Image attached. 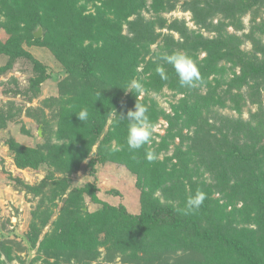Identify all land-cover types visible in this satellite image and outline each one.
Here are the masks:
<instances>
[{"label":"trees","instance_id":"obj_1","mask_svg":"<svg viewBox=\"0 0 264 264\" xmlns=\"http://www.w3.org/2000/svg\"><path fill=\"white\" fill-rule=\"evenodd\" d=\"M173 12H189L197 30L183 17H165ZM263 13L264 0H0V29L8 35L0 38V56L8 57L0 75L18 60L32 64L25 87L2 93L31 103L43 83L58 81L56 97L24 107L43 142L5 143L16 169L45 170L34 185L8 177L12 189L37 201L25 243H39L38 255L29 264H264ZM246 43L250 50L242 49ZM23 45L47 49L62 79ZM174 52L198 67L197 87L179 86L164 60ZM132 80L142 91L127 92ZM165 88L182 96L169 114L148 96ZM136 103L148 108L153 125L162 117L168 127L158 143L152 137L133 151L122 119ZM247 105L256 110L245 120ZM84 108L89 116L81 122L76 115ZM226 108L238 117L219 110ZM4 121L0 114V130ZM107 162L135 177L138 212L98 198L95 179ZM80 171L87 182L72 179ZM198 190L206 194L203 205L184 214ZM86 199L99 207L89 210ZM24 250L1 239L0 264Z\"/></svg>","mask_w":264,"mask_h":264},{"label":"rangeland","instance_id":"obj_2","mask_svg":"<svg viewBox=\"0 0 264 264\" xmlns=\"http://www.w3.org/2000/svg\"><path fill=\"white\" fill-rule=\"evenodd\" d=\"M91 10V6L89 7ZM148 18L150 13L145 12ZM167 15V14H166ZM165 17H178L185 18L187 26L191 30H197L191 20L189 12H173ZM264 17V13L262 14ZM250 17L246 16L243 18V24L249 26ZM259 21V19H257ZM216 22V21H214ZM229 32H232L231 28H228ZM249 27L244 29L247 33ZM204 36H212L204 30L199 31ZM240 34V33H238ZM263 41L264 37L259 36ZM0 38L7 39L8 35L0 29ZM25 51L30 53L40 63L47 66L51 75H57L59 80L64 76L63 67L57 62L53 55L44 48L28 47L27 45L22 46ZM245 51L250 50L248 43L242 46ZM204 53L199 55V59L204 57ZM8 57L5 55L0 56V68L6 66ZM237 73V70L235 71ZM32 76V64L24 59L18 60L14 63L8 71L0 75V114L4 115V127L0 130V240L6 239L9 242L17 243L24 247V251L13 254L15 259L10 264H29L38 255L37 249L38 244L35 248L27 247L25 241V234L28 230L30 221V214L34 210L36 200L31 199L23 192L15 191L9 185L8 177L20 179L28 184H37L45 174V170H18L15 168L12 161V154L5 147V143L10 138H13L18 143L24 146H33L36 143H42V130L37 124L30 118H27L24 111L27 107H39L42 102L50 97L57 96V88L55 80L49 79L42 84L40 90L36 94V98L31 102H26L20 96L14 97L11 94H3L2 91L6 89L15 90L16 85L19 89H22L27 85V80ZM230 77V75H229ZM12 79L16 81L15 84ZM145 93H140L139 99L143 98ZM153 99L158 106L163 110L165 114L171 113V105L175 104L182 96L180 94H174L168 89H163L160 93H149L148 95ZM9 102L11 104H9ZM25 107V109H24ZM20 108L23 110L20 113ZM225 116L238 117V115L231 109H219ZM255 106L250 107L247 105L243 108L242 118L247 119L249 112H254ZM9 115H12L14 120L9 119ZM168 127L165 119L159 118L158 122L154 125L152 130V137L155 143H158L161 137L164 136L165 131ZM41 130L40 135L39 131ZM53 141H56L53 139ZM171 152L167 154L170 155ZM164 157V154L160 155V158ZM82 178V179H81ZM79 182H87L88 179L84 177L83 172H78L72 177ZM95 183L100 187L101 191L98 194V198L111 206L113 205H124L130 213H136L139 209V190L135 186V177L125 168L118 167L114 163L107 162L103 166L98 168L97 177ZM60 205V203L58 202ZM86 207L93 211L99 207V205L92 203L86 199ZM54 213L57 208L52 207ZM46 232V230L44 231ZM16 251V250H15ZM41 260V259H40ZM104 264L102 261L97 262ZM37 264H40L39 261ZM96 264V263H95Z\"/></svg>","mask_w":264,"mask_h":264},{"label":"clouds","instance_id":"obj_3","mask_svg":"<svg viewBox=\"0 0 264 264\" xmlns=\"http://www.w3.org/2000/svg\"><path fill=\"white\" fill-rule=\"evenodd\" d=\"M167 64L171 65L179 86L195 88L201 80V75L198 67L194 61L187 55L181 52H174L171 55L164 57ZM157 74L162 80L167 81L168 75L162 66H158L156 69ZM128 88L135 90L136 92L142 91V84L136 80H132ZM100 96V93L98 94ZM89 113L86 108L82 109L76 117L79 121L84 122L88 119ZM121 119V118H120ZM122 120H126L127 129L125 136V143L129 150L137 151L149 144L152 139V130L154 125L150 122L148 116V108L142 104H135L134 110H129L126 117ZM152 159L149 154L148 157ZM206 194L203 191H197L194 195L189 196L186 199L185 207L182 210L184 214H190L197 211L204 203Z\"/></svg>","mask_w":264,"mask_h":264},{"label":"water","instance_id":"obj_4","mask_svg":"<svg viewBox=\"0 0 264 264\" xmlns=\"http://www.w3.org/2000/svg\"><path fill=\"white\" fill-rule=\"evenodd\" d=\"M33 35H34L35 38H40L41 35H42V29H41V27H37V29L33 33ZM38 131H39V135H40L41 130L39 129Z\"/></svg>","mask_w":264,"mask_h":264}]
</instances>
